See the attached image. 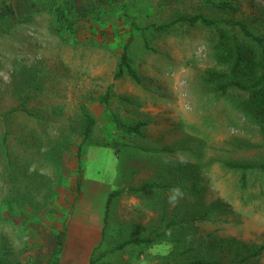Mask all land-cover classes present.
Wrapping results in <instances>:
<instances>
[{
	"label": "rangeland",
	"instance_id": "obj_1",
	"mask_svg": "<svg viewBox=\"0 0 264 264\" xmlns=\"http://www.w3.org/2000/svg\"><path fill=\"white\" fill-rule=\"evenodd\" d=\"M93 1L103 0L75 3L83 7ZM125 1L128 13L123 8L97 22H82L72 37L57 29L51 11L28 16L32 10L26 0H0V264L56 259L60 228H67L71 218L66 248L71 261L82 264L94 240L100 243L92 264H155V255L165 253L168 243L145 252L135 245L116 246L160 222L159 212L150 207L151 191L128 187L181 179L188 189L178 204L168 205V214L185 217V232L225 263L264 264V173L243 189L239 173L223 164L264 160V140L258 126L235 107V91L219 97L204 81L206 71L216 67L213 28L177 23L168 31L137 34L130 54L143 83L114 77L134 17L145 26L178 13H203L242 19L263 33L264 0H228L227 9L208 0ZM9 6L14 13L5 23ZM109 88L113 94L106 106L100 97ZM83 108L95 124L82 149L78 190ZM110 110L128 123L147 121L143 133L122 132L111 123ZM113 141L134 147L121 156V147L105 145ZM120 166L125 178L118 177ZM122 187L108 207L104 230L99 220L103 227L108 196ZM205 210L207 219L198 220Z\"/></svg>",
	"mask_w": 264,
	"mask_h": 264
},
{
	"label": "trees",
	"instance_id": "obj_2",
	"mask_svg": "<svg viewBox=\"0 0 264 264\" xmlns=\"http://www.w3.org/2000/svg\"><path fill=\"white\" fill-rule=\"evenodd\" d=\"M208 1L210 4L221 9H227L231 6L228 0ZM26 2L28 3L27 9L32 10L28 16L36 11L49 10L55 17L57 29L72 37H75L80 32L82 22H90L92 20L97 22L100 17L108 13H116L123 10V8L125 9L128 5H126L127 1L125 0H103L102 3L98 4L93 1V5L83 7L78 6L75 0H26ZM12 13H14V9L9 6L6 12V20L4 18L3 22L7 23V17L11 20L9 15H12ZM124 13H128V10L125 9ZM134 18L131 20L130 40L124 44L120 54L117 70L114 75L116 79L127 75L137 84L143 83V79L130 54L131 38H134L135 35H145L148 31L150 33L168 31L177 23L189 26L203 24L212 27L213 57L216 62V67L209 68L206 71L204 81L212 87L213 92L219 97L229 96L232 94L231 91H235L234 93L237 94V98L234 100L235 107L258 126L264 140V32L261 33L254 30L248 22L242 19H216L203 13H178L173 19L161 24L152 23L145 26L138 25L136 18ZM112 94L113 92L109 88L100 97V101L107 106ZM119 98L123 99L124 96H119ZM22 109L28 111L26 108ZM108 115L111 123L117 125L125 134L141 135L143 133V127L147 125V121H139L136 123L123 121L118 115L112 113L111 110L108 111ZM82 117V140L78 144L77 152L79 159L77 174L78 190L82 187V149L84 144L90 142V136L95 124V117L86 108L82 110ZM5 140L6 138L3 141ZM105 145L121 147L123 151L121 156L134 147L132 144L124 141H113ZM223 164L227 169L239 173L238 181L240 187L243 189L248 187L251 179L254 181L253 184L259 180L255 175H263L264 173V160L244 161L228 159ZM118 174V177L125 178L127 172L120 166ZM175 186H180L186 192L188 189V181L186 179H181L178 182L170 180L148 181L143 186L130 185L128 187L134 192L151 191L155 199L150 201V207L155 208L159 212L160 222L145 234L140 229L141 232L126 237L123 242L121 241L122 243L120 242L116 245L117 248L135 245L139 251L145 252L155 244L168 243L170 247L165 253H157L155 255V264H236L234 262L225 263L222 259L214 257L205 251L202 241H197L185 232L182 225L185 217L179 216V213L173 215L168 214V191ZM124 190L125 188L123 187L115 188L110 192L104 216V230L109 218L108 207L113 203V199L121 196ZM208 216L209 211L205 210L197 214V219L202 221L207 219ZM166 229L171 230L170 235L165 234ZM61 233L63 235V232ZM93 261L94 258L90 264Z\"/></svg>",
	"mask_w": 264,
	"mask_h": 264
},
{
	"label": "crops",
	"instance_id": "obj_3",
	"mask_svg": "<svg viewBox=\"0 0 264 264\" xmlns=\"http://www.w3.org/2000/svg\"><path fill=\"white\" fill-rule=\"evenodd\" d=\"M69 211V210H68ZM72 221H73V219L71 218V220H70V222H69V226L66 228V227H64V224L62 225V227L60 228L61 229V232H63V239H62V242H61V248H60V250H59V252H58V254H57V256H56V259H54V260H52V259H50L49 261H47L46 263H42V264H47V263H56V264H79V263H77L76 262V260H77V258L76 259H74L73 261H71L69 258L70 257H66V248H67V243H68V230H69V228H70V226H71V223H72ZM99 223L101 224L100 226H101V228H103L102 227V224H103V222L101 221V219L99 220ZM95 231H96V229H95ZM100 242H97V243H95V241L93 240L92 241V245L91 244H89V252H88V255H87V259L85 260L83 257H82V259H83V261L81 262L82 264H90V262H91V260L94 258V255H93V251H94V248H96L97 246H98V244H99ZM143 256V255H142ZM66 257V258H65ZM150 258H152V257H150ZM150 258H148V257H146V258H144V261L145 260H147L148 261V259L150 260ZM65 260H66V262H65ZM85 260V261H84ZM39 263H41V262H39ZM155 263V262H154ZM150 264V263H149Z\"/></svg>",
	"mask_w": 264,
	"mask_h": 264
},
{
	"label": "clouds",
	"instance_id": "obj_4",
	"mask_svg": "<svg viewBox=\"0 0 264 264\" xmlns=\"http://www.w3.org/2000/svg\"><path fill=\"white\" fill-rule=\"evenodd\" d=\"M185 161L183 159H180L179 160V163H184ZM165 163H169V161L165 160ZM185 197V192L184 190L179 187V186H175L173 187L169 194H168V203L171 205V206H175L176 204L179 203L180 200L184 199ZM165 234L166 235H170L171 234V230L170 229H166L165 230Z\"/></svg>",
	"mask_w": 264,
	"mask_h": 264
}]
</instances>
